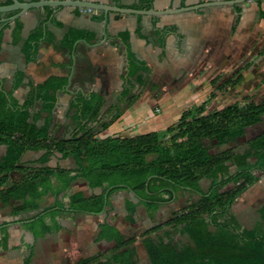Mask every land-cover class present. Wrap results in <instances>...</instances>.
Masks as SVG:
<instances>
[{
	"label": "trees",
	"instance_id": "trees-1",
	"mask_svg": "<svg viewBox=\"0 0 264 264\" xmlns=\"http://www.w3.org/2000/svg\"><path fill=\"white\" fill-rule=\"evenodd\" d=\"M143 1V9H151L152 0ZM9 3L11 0L4 4ZM15 12H5V17ZM260 15L264 16V13L260 12ZM174 29L173 25L155 29L154 35L161 47ZM20 30L21 24L16 20L15 40L19 38ZM119 35L126 46L127 70L122 84V95L125 96L136 84L144 85L143 74L150 69L130 50L127 34ZM44 36L52 40L40 26L24 40L22 53L26 62L35 59L38 43ZM78 39L91 42L93 35L83 29H68L58 45L71 50ZM22 78L23 71L18 70L8 90L0 87V146L4 147L0 153V202L7 205L11 200H19L20 203L12 207L11 213L15 215L38 210L43 197L52 195V204L43 207L31 216L32 221L25 223L35 236L59 229L55 220L57 215L101 212L107 189V196L114 190H129L130 197L125 200L129 221H133L136 204L143 203L152 216L162 203L171 201L178 190L189 189L199 194L197 200L175 209L169 220L139 235L150 264H264V222L258 221L250 228L240 227L230 212L235 200L258 181L257 172H264V124L241 146L211 152L206 144L209 140L216 146L235 142L247 128L261 122L264 96L258 102H235L207 111V102L215 96L212 91L205 101L183 110L177 121L163 133L149 131L99 137V131L107 128L119 112L111 120L97 123L108 84L103 76L96 74L92 90L89 93L78 91L69 101L67 114L71 132L68 136L55 137L49 133L53 110L68 75H50L41 82H28L29 92L19 102L13 92ZM217 80L214 78L211 84ZM241 80L242 73L238 71L220 82L217 88L234 87ZM138 97L135 93L129 95L126 102L130 105ZM42 117L43 122L39 124ZM40 149L44 152L37 159L21 162L26 150ZM55 152L61 158H72L75 168L46 165ZM36 163L38 165H34ZM12 171L19 172V179L9 181ZM77 177L83 178L89 187H102L103 191L89 196L82 192L69 193ZM201 178L210 179L206 191L199 186ZM41 212L43 214L39 215ZM46 216L52 219L50 225L44 222ZM163 227H167L163 230L165 238L155 241L151 234ZM174 232L186 234L189 241L180 242L175 239ZM136 239L124 238L116 227L103 221L98 224L94 241L110 244L109 247L81 258L75 264H135L133 244ZM6 243L4 236L0 239V247H5ZM31 256L30 251L23 264H31Z\"/></svg>",
	"mask_w": 264,
	"mask_h": 264
},
{
	"label": "crops",
	"instance_id": "crops-1",
	"mask_svg": "<svg viewBox=\"0 0 264 264\" xmlns=\"http://www.w3.org/2000/svg\"><path fill=\"white\" fill-rule=\"evenodd\" d=\"M5 1L0 0V4H4ZM87 1L111 4L114 0ZM115 1L119 7L125 8L143 9L145 4L143 0ZM205 1L211 0H152L151 9L179 8ZM260 12L264 13V0H247L234 5L204 7L160 16L109 12L105 42L96 47L80 42L74 49L75 68L69 87L71 92L62 90L57 94L50 135L55 137L69 135L72 130L71 120L67 114L69 101L78 91L89 93L94 86L96 74L103 76L108 84L103 94L104 102L97 123L109 121L110 116L119 112V116L98 133L99 137L128 136L149 131L163 133L169 125L177 121L183 110L205 100V96L210 93L209 86L214 78L223 82L229 76L241 71L242 80L239 85L252 82L254 85L258 84L264 78L259 72L257 73V68L264 66V16L260 15ZM3 17L5 12L0 16ZM103 18L104 14L100 10L44 6L30 8L14 21L1 23L0 87L8 90L16 71H23L22 81L13 92V96L22 102L29 92L28 82H41L50 75H69L72 49L59 46L58 43L68 29H83L91 32L93 39L89 43L101 41ZM16 20L21 24L17 40L13 37ZM170 25L175 29L168 33L164 47H161L154 31L157 27ZM40 26L52 40L44 36L38 43L35 59L26 62L22 53L23 42ZM122 32L127 34L130 50L150 69L147 74H143V77L146 76L145 79L150 77L151 81L161 83L154 91L149 88L144 89V85L139 87L136 84L128 95H122L123 75L127 70L126 46L119 35ZM90 65L91 72L88 73L85 70ZM233 67L235 69L231 74L226 77L220 76ZM137 88H140L141 93L135 92ZM134 93L139 97L132 104L127 103L122 110H119L117 101L126 100ZM172 95L174 99L179 98V101L177 99L174 102L171 111H167L166 105L159 104V107H156L158 110L155 109L158 113L152 112L151 106L155 100L160 102L164 98H170L172 101ZM168 103L170 105V102H166ZM42 122L43 117L39 124ZM98 128L97 124L96 129ZM3 151L4 147L0 146V153ZM43 152L44 150L41 149L26 150L22 154L21 162L30 163ZM46 165L75 168L72 158H61L56 152L49 157ZM257 175L258 181L249 186L238 198L242 207H250L258 200L261 205L264 203V172H257ZM19 177L18 171H12L9 174V181L17 180ZM209 185V178L199 180V186L203 191H206ZM108 190L105 191V205L101 212L57 215L55 220L60 226L59 229H51L38 236H35L25 223L30 222L31 216L40 212L43 207L52 204L54 200L52 195L43 197L38 210L15 215L11 213L12 207L19 204V200H11L7 205L0 202V239L4 236L7 238L6 246L0 247V264H23L24 257L30 251L31 264H75L79 259L109 247L110 244H98L94 241L98 224L103 221L116 227L124 238H137L133 244L136 249V262L146 258L150 264L139 235L169 220L175 209L199 197V194L192 190L180 189L171 201L162 203L152 216L143 203H138L135 206L133 221H129L126 218L125 208V200L130 197L129 190L125 188L114 190L107 196ZM102 191V187L91 188L83 178L77 177L72 182L69 193L82 192L85 196H89ZM261 205L260 208L253 206L252 211L257 210L260 214L264 209ZM44 222L50 225L51 217L46 216ZM164 229L167 227L159 229L151 234V237L165 238ZM182 236L189 241L186 234ZM181 237L180 234L176 236V238Z\"/></svg>",
	"mask_w": 264,
	"mask_h": 264
},
{
	"label": "rangeland",
	"instance_id": "rangeland-1",
	"mask_svg": "<svg viewBox=\"0 0 264 264\" xmlns=\"http://www.w3.org/2000/svg\"><path fill=\"white\" fill-rule=\"evenodd\" d=\"M234 69H235V67L230 68L229 70H226L225 72H223L220 76L226 77V75L231 74L234 71ZM85 71H87L88 73L91 72V65L88 66ZM258 72L262 76H264V66L257 68V73ZM234 75H235V73L229 77H232ZM145 77H144L145 82H144V86H143L144 89L149 88L152 91H154L155 89L158 88V86L161 85L160 82H155V81L153 82V81H151L150 77H148L147 79H145ZM219 83H220V79H218L215 84H211L209 86L210 92H212V91L215 92V96H214L215 98L210 103H209L210 100L207 102V103H209V105H208L209 108L207 107V111L214 109V108H222L224 106L231 105L235 102H237L238 104H244L245 102H247L249 100H253L255 102H258L264 96V89H263L264 88L263 87L264 78L262 81H260L256 85H254L253 82L252 83H243V84L240 83V85L238 84L237 86H234V87H226L225 89H222V90H220V88H217V85ZM135 92L141 93L140 88L135 89ZM173 95H172V99H173L172 101L173 102L170 100V98L169 99L164 98V99L160 100V102L155 100L153 105L151 106L152 112L154 114L158 113L155 111V109H156V107H159V104L160 105H163V104L166 105L168 108L167 111H171L173 109L172 106L175 105L174 102L177 99L179 101V98L174 99ZM207 97H208V95H206L204 99L206 100ZM112 101H114V100H112ZM117 102L119 104V108H118L119 110H122L127 105L126 100H118ZM166 102H170V105H169V103L166 104ZM112 117H113V115L110 116L108 118V120H111ZM263 124H264V115H263L261 122H259L258 124L254 125V126L247 128L244 135L241 136L240 138H238L235 142H229V143L223 144L221 146H216V145H214L212 140H209L206 142V144L209 146V149L211 152H218V151L224 150V149L229 148V147L241 146L248 137H250L254 133L258 132L263 127ZM230 186H231V184H230ZM238 198L232 204L233 206H231L230 212L233 215L235 214L234 216H235L237 222L239 223L240 227L243 226L246 228H250L255 223H257L258 221L264 222V209L262 211H260V214L257 213V210L255 212L252 211L253 206L256 208H260L261 203L259 200L256 201L255 203L251 204L250 207H242L240 202L238 201ZM232 207H233V209H232ZM261 208H264V203H262ZM174 233L178 237L179 234L177 232H174ZM181 235L182 234H180V237H181ZM153 239L156 241L158 238H153ZM175 239L179 240L180 242L188 241L187 238H183V236L181 238H175ZM136 263L137 264H148L146 258L139 259V260H137Z\"/></svg>",
	"mask_w": 264,
	"mask_h": 264
},
{
	"label": "water",
	"instance_id": "water-1",
	"mask_svg": "<svg viewBox=\"0 0 264 264\" xmlns=\"http://www.w3.org/2000/svg\"><path fill=\"white\" fill-rule=\"evenodd\" d=\"M247 0H211L200 2L193 5L182 6L179 8H168L163 10L158 9H136V8H125L119 7L114 0L111 4H105L100 2H92L87 0H36V1H20V0H11L9 4H0V13L16 11L13 15L9 17L0 18L1 23H8L14 21L16 18L20 17L25 11L33 7H44V6H70V7H78V8H89L92 10H100L104 14L103 22H102V35L103 38L101 41L89 43L85 39H78L73 44V48L71 50V68L70 73L68 75L67 83L65 84L63 90L71 92L69 89L71 84V78L74 73L75 68V53L74 49L78 43H84L90 47H96L101 43L105 42L107 39L106 34V23H107V16L109 12H119V13H132V14H142V15H154L160 16L163 14L169 13H177L182 11H189V10H197L204 7H211V6H223V5H234L246 2ZM125 58H126V50H125ZM126 60V69H127V59ZM42 214V213H41ZM40 214V215H41ZM39 216V215H38ZM36 216V217H38ZM34 218L30 219L32 221Z\"/></svg>",
	"mask_w": 264,
	"mask_h": 264
},
{
	"label": "built area",
	"instance_id": "built-area-1",
	"mask_svg": "<svg viewBox=\"0 0 264 264\" xmlns=\"http://www.w3.org/2000/svg\"><path fill=\"white\" fill-rule=\"evenodd\" d=\"M82 10H87V11H91L92 9H89V8H81ZM158 110V109H156Z\"/></svg>",
	"mask_w": 264,
	"mask_h": 264
}]
</instances>
